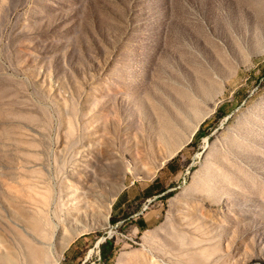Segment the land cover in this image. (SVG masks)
Returning <instances> with one entry per match:
<instances>
[{
	"label": "rangeland",
	"instance_id": "1",
	"mask_svg": "<svg viewBox=\"0 0 264 264\" xmlns=\"http://www.w3.org/2000/svg\"><path fill=\"white\" fill-rule=\"evenodd\" d=\"M0 264H264V0H0Z\"/></svg>",
	"mask_w": 264,
	"mask_h": 264
},
{
	"label": "crops",
	"instance_id": "2",
	"mask_svg": "<svg viewBox=\"0 0 264 264\" xmlns=\"http://www.w3.org/2000/svg\"><path fill=\"white\" fill-rule=\"evenodd\" d=\"M171 167H170V169H171ZM171 171H172V169H171ZM161 189H164V188L160 187V181L155 179L153 182H151L149 185H147L143 189V195H144V197H151L154 195L156 197V195L163 193V192H160ZM135 196L136 195H131V193H121L117 197V199L114 203V213L116 215L113 216L116 220V223L122 222L126 219L124 217V211H125L126 207L128 206V204L130 203V201ZM142 198H143V196H142ZM152 201H153V198H149L144 203V205H142L141 210L135 214L136 217H135V221H134L133 225L138 230H143V229L149 227L153 222H155L157 220V218L160 216V214L162 212L161 209L159 208V205H157L155 208L151 209L150 211H147L148 204H150ZM119 217H120V219H117Z\"/></svg>",
	"mask_w": 264,
	"mask_h": 264
},
{
	"label": "trees",
	"instance_id": "3",
	"mask_svg": "<svg viewBox=\"0 0 264 264\" xmlns=\"http://www.w3.org/2000/svg\"><path fill=\"white\" fill-rule=\"evenodd\" d=\"M198 134H201L202 132H200V130L197 132ZM168 167H171L173 172H177L178 168L176 166L173 165V161H170L167 164ZM166 189H161L160 192H164ZM112 221L114 223H116V220L114 217H112ZM113 240L112 239H107L103 244H101V256L102 258H104V260H106L109 256L112 255L113 253Z\"/></svg>",
	"mask_w": 264,
	"mask_h": 264
},
{
	"label": "water",
	"instance_id": "4",
	"mask_svg": "<svg viewBox=\"0 0 264 264\" xmlns=\"http://www.w3.org/2000/svg\"><path fill=\"white\" fill-rule=\"evenodd\" d=\"M110 232H108V235L104 238V239H106V238H109L110 237ZM98 244H99V242H98Z\"/></svg>",
	"mask_w": 264,
	"mask_h": 264
}]
</instances>
